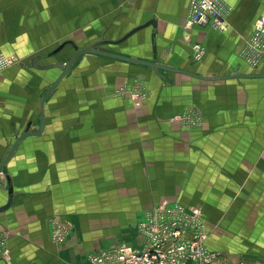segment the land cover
Returning <instances> with one entry per match:
<instances>
[{"label": "rangeland", "instance_id": "obj_1", "mask_svg": "<svg viewBox=\"0 0 264 264\" xmlns=\"http://www.w3.org/2000/svg\"><path fill=\"white\" fill-rule=\"evenodd\" d=\"M86 1L0 0V81L3 77L7 82L5 74L16 73L19 62L66 38L83 47L99 39L98 34L85 35L88 27L104 28V23L111 30L110 25L133 16L128 11L135 12L133 0H112L117 4L111 6L110 0H89L92 7ZM222 1L228 9L225 30L212 29L221 34L227 32L235 7ZM250 1L257 18H264V0L259 8L257 0ZM91 17L104 22L94 25ZM253 33L254 27L241 47L242 64L237 67L264 72V37L263 43L248 48ZM100 35L110 34L107 30ZM197 45L199 58L194 54ZM190 48L192 61H202L206 49L199 43ZM72 52L68 47L42 63H66ZM98 69V62L78 58L48 104L46 133L35 143L49 144L51 138L59 145L89 144L90 161L88 168H78L71 176L70 168L60 164L71 152H43L42 224L54 245L45 246L41 257L34 254L30 264H90V251L130 243L140 213L161 196L199 209L206 232L225 257L237 258L232 253L238 251L246 258L264 250V82L206 84L177 78L184 83L169 88L139 73L131 84L104 91L94 78ZM30 73L37 75L27 76L24 91L35 100L39 84H50L57 70ZM9 88L16 90V84ZM113 99L116 103H109ZM52 105L57 114L49 117ZM167 110L168 118H162L159 111ZM72 128L74 135L69 136L66 130ZM102 144L106 150L97 151ZM55 159L59 166L49 167ZM55 225L65 235L61 243L52 241ZM239 239L244 242L237 243ZM230 241L237 244L231 246ZM10 252L8 233L0 229V262L7 261Z\"/></svg>", "mask_w": 264, "mask_h": 264}, {"label": "crops", "instance_id": "obj_2", "mask_svg": "<svg viewBox=\"0 0 264 264\" xmlns=\"http://www.w3.org/2000/svg\"><path fill=\"white\" fill-rule=\"evenodd\" d=\"M110 1V6L112 3L113 5L117 4L116 1ZM227 1L229 3L235 4V7L233 8V13L228 18V30L227 32L222 34L212 30V28H210L209 26H194L189 30H185L184 24L189 9L188 0H133L131 1L130 6L131 8L133 7L135 9V12H132V10L128 11L130 16L132 15V13L133 16H131V18L125 17L126 19L118 25H110L111 30L107 28L104 23H102L104 21H101V17L97 20L93 19L94 17H91L93 21L92 24L95 25L96 23L97 25H100L102 23L101 25H103L104 28H101L102 26H99L98 29H93L94 27H88L86 30L84 29L85 35H87V37H90L91 35L98 34L99 39L88 44H83V47L79 46V43L74 38H66L64 41L71 40L77 45L79 49L85 48L102 40H117L131 29L150 20H154L156 23L155 30L152 26H148L147 28L135 33L125 42L119 45L106 44L98 47V49L117 55L151 62L153 54L152 46L154 45L157 59L156 63L159 65L175 69H182L204 77L230 76L236 74L264 75V72H256V70H249V68L238 69L237 67H240L239 64H242L239 59V52L241 50V47L243 46L244 42L250 37L254 27L253 23L257 18V10L255 11L253 9V7H256V5H250V0ZM86 2L88 3L87 7H92L89 0H87ZM257 2L258 3L256 4L259 8L258 5L260 3V0H257ZM142 9L145 10L143 11ZM118 14L119 13H117V15ZM100 28L103 31H101ZM107 30L109 31L110 35H100L103 34V32L105 33ZM152 33L154 35L153 41L151 38ZM187 38L189 39V42H187ZM7 43L10 44L9 42ZM192 43H199L206 49V54L203 60L198 63L192 61V52L190 48V44ZM57 47L58 46L40 54H48ZM68 47L70 48V50H73V48L68 45L61 52H63ZM107 47L116 49L108 50L106 49ZM61 52L59 54H61ZM56 55L48 56L38 63L48 64L42 63L43 60L53 58ZM83 56H86L89 61H96L99 63V69L95 71L94 78L98 82L101 81L99 82L101 83L99 85L102 86L104 91H111L118 85L125 84V82L131 84L133 78L136 77V75L140 76L139 73H144V75L147 74L151 78L154 77L165 87L167 86L169 88L177 86L178 84L183 82L180 80L181 78L206 84H227L233 81L264 82V78H241L203 81L183 74L156 70L151 67L129 63L100 55L83 54L78 58ZM29 60L28 62H19L13 69L16 73L11 72V74H9L7 72V74H5V80L7 82H4L3 77L1 79L3 80V82L0 81V162L6 157L12 143L14 142L16 137L24 132L27 125L30 124L29 131L38 130L40 118V101L42 98V94L47 90V88L59 74V70L57 69L42 71L25 66V64L29 63ZM20 63L23 65H20ZM72 68L73 66L71 67V69ZM71 69L69 73L71 72ZM31 70L40 74H42V72H52L57 70V75L50 84L46 83V86H44L39 82L41 85L39 84L38 86V91L36 94L37 96L34 98L35 100H33V98H29L24 91L26 85L29 84L27 76H29V78H33L37 75L35 73H30ZM69 73L66 75V77L69 75ZM66 77L60 82V84L44 102V127L42 133L37 136H29L23 139L16 147L12 158L7 164V171L11 179L13 188V201L9 209L0 214V229L8 233V245L11 252L9 254L8 260L5 262H0V264H30L34 261V254H38L39 257H41L40 254L45 250V246H50V244L54 245L50 240L49 228H47V225H45L44 223L42 224V169L43 158H47V155L43 156V152H54L56 154L58 151L71 152V156L68 157L63 163H60L64 164L65 167L70 168L71 176H74L75 172L78 171V168L89 167L90 156L88 153L89 147L91 146L89 144H82L80 145V147H76L77 145L75 144L59 145L57 144L55 139L52 140L51 138L49 144L43 145L40 143H35L36 140H41L43 135L46 133L48 125V104L50 107L51 103L53 102V100H51L53 94L59 88V86L63 84ZM177 78L180 79L177 80ZM33 81L36 82V78H34ZM178 81L180 83H178ZM14 83L16 84V90H14L15 88L10 90L9 84L11 87H13ZM3 86L7 89L2 88ZM44 87L47 88L45 89ZM20 89L23 90L21 91ZM85 96L87 97L86 101L88 102L89 91H87V94ZM116 101L117 100L115 99L109 100V103H116ZM161 102L162 104H164L163 101ZM52 114H57L55 113L53 105L51 106L49 117H51ZM168 114L169 110L159 111V115L162 118H168ZM53 117L56 118L57 116L54 115ZM74 130L75 129L73 128L67 129L66 134H68L69 131L71 132L69 136H73ZM97 148V151L106 150L104 144L97 145ZM75 151H81V153L77 154V156H74L73 153ZM32 152H34L33 155H31ZM55 160L56 161H54L53 164H49V167L57 168L59 166L58 159ZM0 184L6 185L5 177L3 180L0 178ZM7 197V191L0 190V206L6 203ZM160 200H165L169 203H179L185 207L194 206L192 204L184 203L180 201L179 198L175 197L169 198L166 196H161L158 201ZM158 201L154 202L152 205L144 209V211L158 204ZM144 211L140 213L137 223ZM205 226L206 228H208L206 223ZM137 240V235L135 233L134 239L127 244L135 245L137 243ZM214 240L215 239L211 237L208 230L206 246L210 250L219 251V249L217 248L218 245L215 247L216 243L214 242ZM242 241L243 239H239L236 242L240 243ZM236 242L230 241V245L234 246V244H237ZM74 243L75 241H73V244ZM114 245L117 244L101 246L90 252L106 249ZM259 252L260 253H256L254 256L246 258H242L241 253H239L238 251L232 253V255L238 256L237 258L229 257L227 254L226 256H228L227 258L234 263L243 261L251 264H262L264 262V250H261ZM30 257H32L31 261Z\"/></svg>", "mask_w": 264, "mask_h": 264}, {"label": "built area", "instance_id": "obj_3", "mask_svg": "<svg viewBox=\"0 0 264 264\" xmlns=\"http://www.w3.org/2000/svg\"><path fill=\"white\" fill-rule=\"evenodd\" d=\"M188 3L185 29L209 26L225 30L228 9L222 0H188ZM263 37L264 18L258 17L248 48L260 45ZM200 51L195 46L194 54L198 58ZM60 229L59 225L53 227L54 243H61L65 238ZM136 235L135 245L122 243L93 251L88 261L90 264H251L234 263L219 251L210 250L206 246L208 233L201 211L179 203L162 201L144 211L137 223Z\"/></svg>", "mask_w": 264, "mask_h": 264}, {"label": "water", "instance_id": "obj_4", "mask_svg": "<svg viewBox=\"0 0 264 264\" xmlns=\"http://www.w3.org/2000/svg\"><path fill=\"white\" fill-rule=\"evenodd\" d=\"M148 26H152L153 29L155 30V27H156L155 21L150 20V21H148L142 25H139V26L131 29L125 35H123L121 38H119L117 40H102V41L96 42V43H94L88 47L80 48V49L77 47V45L73 41L66 40V41H63L62 43H60L58 45V47L56 49H54L52 52H50L48 54H43V55H41V54L35 55V56L30 58L28 64H25V66H27V67L37 69V70H42V71L57 69V70H59V74L56 77V79L51 83V85L47 88V90L42 94V98L40 101V118H39L38 130L37 131H29L30 124L27 125L24 132L21 135H19L18 137H16V139L12 143L6 157L0 162V173L4 175L5 181H6V185L0 184V190H6L7 194H8L6 203H4L3 205L0 206V214L5 212L6 210H8L12 204V201H13V188H12V184H11V179H10L8 171H7V164L9 162V160L12 158V156L16 150V147L18 146V144L23 139H25L29 136H37V135H40L42 133L43 127H44V113H43L44 102L47 99V97L56 89V87L60 84V82L66 77V75L69 73L71 67L73 66L75 60L80 55L94 54V55L105 56V57L129 62V63H134V64H138V65L151 67V68L156 69V70H163L166 72L183 74V75H186V76H189V77H192L195 79L203 80V81L223 80V79H241V78H264L263 74L262 75L261 74H236V75H230V76L204 77V76H200V75H197L195 73L188 72V71H185L182 69H175V68L159 65L156 63L157 59H156V53H155V46L154 45L152 46L153 54H152V61L151 62L142 61V60H138V59L122 56V55H117L114 53L105 52V51H101L98 49V47H100L102 45H106V44L107 45H119V44L125 42L129 37H131L135 33L141 31L142 29L147 28ZM151 38L153 41V38H154L153 33L151 35ZM68 45L73 48L74 52L71 54V56L69 57V59L66 63H62V62H55V63H48V64H39L38 63L39 61H41L42 59H44L48 56H54L56 54H59ZM20 65H23V64L20 63Z\"/></svg>", "mask_w": 264, "mask_h": 264}, {"label": "bare ground", "instance_id": "obj_5", "mask_svg": "<svg viewBox=\"0 0 264 264\" xmlns=\"http://www.w3.org/2000/svg\"><path fill=\"white\" fill-rule=\"evenodd\" d=\"M48 76V75H47Z\"/></svg>", "mask_w": 264, "mask_h": 264}]
</instances>
